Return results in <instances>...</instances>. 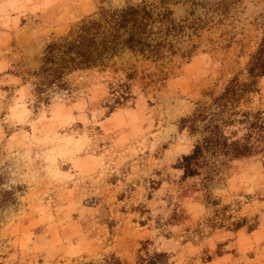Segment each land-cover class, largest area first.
<instances>
[{
    "label": "rangeland",
    "instance_id": "rangeland-1",
    "mask_svg": "<svg viewBox=\"0 0 264 264\" xmlns=\"http://www.w3.org/2000/svg\"><path fill=\"white\" fill-rule=\"evenodd\" d=\"M141 1L0 0V264H138L152 253L154 264H264V128L226 126L249 153L205 148L187 170L216 122L179 126L232 76L249 79L264 0H145L169 11L174 51L70 71L68 93L46 104H34V77L9 72L36 69L45 43L96 5ZM255 79L234 118L264 121V74Z\"/></svg>",
    "mask_w": 264,
    "mask_h": 264
},
{
    "label": "trees",
    "instance_id": "trees-1",
    "mask_svg": "<svg viewBox=\"0 0 264 264\" xmlns=\"http://www.w3.org/2000/svg\"><path fill=\"white\" fill-rule=\"evenodd\" d=\"M154 8L153 3H146L145 0L135 4L126 3L121 7L96 5L90 13L78 20V24L51 37L45 43L36 69H9V72L17 75L23 71L28 77H34L31 80L32 93L34 104L39 105L48 103L54 93H68L65 76L70 71L104 65L113 55L127 50L153 59L163 55L166 49L173 52L174 46L165 40V35L175 28L169 18L170 13L165 8L154 12ZM155 21H158L156 26ZM245 69L248 80L242 81L232 76L219 95L207 104H197L190 115L180 119L179 126L191 131L197 129V122L205 116L208 122H216L212 125L213 130L210 129L204 138L205 145L196 144L185 156L182 166L187 170L199 165L205 148H216L223 154L228 153L227 158H237L249 153L250 145L246 140L231 137L228 133L223 134L226 126L241 124V127L253 125L262 127L258 129L264 128V121L247 110L240 111L242 117H233L238 112L235 107L248 98V91L253 89L255 78L264 74V32L249 53ZM208 108L212 110L207 112ZM225 113L226 116H223ZM155 255L156 253H152L145 259L140 258L138 264H154ZM110 257L109 261L104 260L105 264H119L117 257ZM142 260H145L144 263Z\"/></svg>",
    "mask_w": 264,
    "mask_h": 264
}]
</instances>
